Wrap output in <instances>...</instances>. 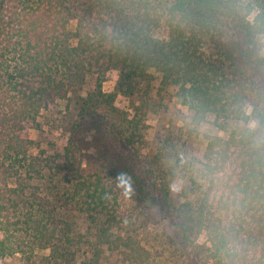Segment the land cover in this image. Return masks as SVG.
<instances>
[{
	"label": "trees",
	"instance_id": "trees-1",
	"mask_svg": "<svg viewBox=\"0 0 264 264\" xmlns=\"http://www.w3.org/2000/svg\"><path fill=\"white\" fill-rule=\"evenodd\" d=\"M111 71L116 86L106 92ZM89 75L95 88L82 97L69 139L54 146L32 138L50 106ZM156 79L193 124L210 118L219 130L203 136L200 167L176 157L175 135L164 137L174 159L162 172L191 173L179 190L154 177L152 195L97 134L104 180L88 175L77 131L108 124L113 143L136 146L147 112L158 110ZM106 170L111 178L129 172L137 200L166 215L177 234L164 228L148 242L126 231L140 220L114 195ZM79 217L89 221L84 230ZM186 244L188 260L179 251ZM114 252L143 264H264V0H0V264L17 254L104 264Z\"/></svg>",
	"mask_w": 264,
	"mask_h": 264
},
{
	"label": "rangeland",
	"instance_id": "rangeland-1",
	"mask_svg": "<svg viewBox=\"0 0 264 264\" xmlns=\"http://www.w3.org/2000/svg\"><path fill=\"white\" fill-rule=\"evenodd\" d=\"M162 35H165V29L160 30ZM117 72L111 71L107 73L105 81L103 82V89L106 92H113L116 86ZM96 77L89 75L85 81L79 84L68 95L67 101H60L54 103L49 108V117L44 118L40 122L38 129L31 128L29 130L30 136L34 139H40L42 141H49L54 146L61 145L62 142L69 139L73 133L72 123L77 119V114L80 101L82 97H86L89 92L95 88ZM151 97L153 100L159 101L157 112L149 111L144 117V123L146 129L143 131V140L136 144V146H124L113 143V136L109 132L110 128L108 124H92L95 126L84 129L83 133L77 131L80 144V159L83 167L86 169L88 175L95 177L100 172L101 165L104 164L105 159L98 157L95 154V147L99 144L97 134L107 137L111 141V150L115 152V155L120 158V161L126 163L133 171H136L139 175H143L145 178V184L149 187V192L153 195L154 190L150 189V184L156 179L167 178L174 189L179 190L183 183L187 181V172L181 173L179 170H175L177 173L165 174L162 170L168 168L167 165L173 163L172 154L167 150L162 149L161 141L164 137L169 135L173 136L176 141L179 142L175 149L176 157H180L181 161L185 160L187 164L193 163V171L200 167L202 155V141L203 136L206 134H218L219 130L213 125L210 118L202 124H193L190 117V112L183 106H181L177 98L174 97V90L167 89L161 86L159 79L153 81ZM69 105L68 109L66 105ZM116 104L121 108L128 106V101L123 96H118ZM251 108H249V112ZM251 126H256V122L252 120ZM172 131L169 133V130ZM174 133V134H173ZM93 135L91 137L90 135ZM222 134V132L220 133ZM86 138H85V136ZM185 140V141H184ZM108 160V159H107ZM150 171H154V175L150 174ZM103 176V175H102ZM142 178V176H140ZM156 177V179L154 178ZM172 178V179H171ZM104 180V176H103ZM105 181L109 185H114L111 180V176L105 171ZM112 182V183H110ZM114 187V186H113ZM137 190V185H134ZM119 191L115 190L114 195H118ZM141 194L136 193L135 197L131 201H127L126 208L134 207L133 216L137 217L140 221H132L126 226V231L134 232L139 237L148 242H154V239L158 232H161L164 228L172 234H177L176 229H172L169 225V220L165 215H162L159 211L151 208L147 200L142 197V201L137 200ZM120 197V196H119ZM121 198V197H120ZM123 199V198H121ZM123 202V201H122ZM78 222L82 230L89 226V221L85 217H79ZM127 232V233H128ZM203 238H201L202 240ZM188 260L192 255V249L190 245L180 246V250ZM110 253V252H109ZM39 257H34L32 260L26 259L22 254H17L7 259L4 264H40ZM132 260V261H131ZM127 260L124 255H119L117 252L109 254L104 259V264H143L140 261H134L133 259Z\"/></svg>",
	"mask_w": 264,
	"mask_h": 264
},
{
	"label": "clouds",
	"instance_id": "clouds-1",
	"mask_svg": "<svg viewBox=\"0 0 264 264\" xmlns=\"http://www.w3.org/2000/svg\"><path fill=\"white\" fill-rule=\"evenodd\" d=\"M112 182L114 183V189L119 190L118 194L121 198L127 201L133 200L136 195V190L134 188V177L127 171L121 170L118 171L115 177L111 178ZM113 198V193L108 192L105 194L104 199L111 202Z\"/></svg>",
	"mask_w": 264,
	"mask_h": 264
}]
</instances>
